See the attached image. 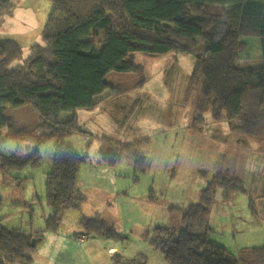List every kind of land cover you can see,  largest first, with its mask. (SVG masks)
Returning <instances> with one entry per match:
<instances>
[{
	"label": "trees",
	"instance_id": "obj_1",
	"mask_svg": "<svg viewBox=\"0 0 264 264\" xmlns=\"http://www.w3.org/2000/svg\"><path fill=\"white\" fill-rule=\"evenodd\" d=\"M47 1L52 10L41 32L42 43L31 47L23 65L10 67L22 50L18 42L0 37V146L8 140L34 144L23 158L0 153V170L12 176V171L38 167V147L56 139L52 169L45 181L51 210L45 221L47 230L56 231L63 212L80 209L84 201L76 176L87 154L63 142L73 134H85L77 110L95 108L94 96L111 88L109 74L140 75L143 69L133 62L135 53L193 52L196 63L188 92L199 88L197 120H203L209 106L213 121L227 120L231 132L264 141V64L248 68L237 63L248 46L247 38L252 37L259 39L264 60V0ZM12 7L11 0H0V22ZM97 46H102L100 51ZM143 80L140 76L132 88ZM124 86L113 89L118 94L130 91ZM24 108L35 113L37 124H15L9 112ZM63 112L71 114L66 121L60 120ZM4 128L6 134H2ZM100 142L99 155L109 166L129 148L107 138ZM244 188L238 178L224 173L213 176L198 201L184 208L182 228L178 232L154 228L149 245L166 264H264V245L243 248L233 256L211 240L214 231L209 217L216 191L223 189L221 199L228 201L232 193H242ZM97 222L100 225H94ZM83 223L87 234L117 236L99 219L83 218ZM41 241L42 237L3 226L0 220V264H32ZM113 264H145V258L119 256Z\"/></svg>",
	"mask_w": 264,
	"mask_h": 264
},
{
	"label": "rangeland",
	"instance_id": "obj_2",
	"mask_svg": "<svg viewBox=\"0 0 264 264\" xmlns=\"http://www.w3.org/2000/svg\"><path fill=\"white\" fill-rule=\"evenodd\" d=\"M11 2V12L2 16L0 22V37L20 44L22 54L10 65L16 67L30 57L34 44L42 43L41 32L52 3ZM258 40L247 38L248 46L238 64L260 66L251 61L259 48ZM101 48L97 46L98 51ZM133 62L142 67L140 75L111 73L107 77L110 85L122 84L130 91L110 96L95 112L77 110L85 134L76 133L63 140L77 153L87 154L76 176L77 191L84 196L80 209L63 212L56 231L46 229L45 221L51 210L46 203L45 181L52 169L56 143L52 139L38 147L41 156L38 167L12 171V176L0 170L2 225L40 233L42 241L36 247L37 252L48 242L59 241L69 262L78 252L75 238H84L81 235L87 231L83 218L99 219L106 230H114L117 236L126 232L132 248L141 249L142 244L151 247L162 264H166L162 255L149 245L154 228L162 226L178 232L184 208L198 201L201 190L213 176L224 173L240 179L245 190L232 193L228 201L221 199L223 189L216 191L209 217V226L215 230L211 240L223 245L233 256L243 248L264 245V141L231 132L227 120L213 121L209 106L203 120H197L199 88L188 92L196 63L193 52L135 53ZM140 76L144 80L132 88ZM9 115L20 126L35 125L38 120L29 108ZM70 116L63 112L60 120L66 121ZM6 132L7 128L2 129V134ZM101 138L129 144L112 166L99 155ZM33 147L28 141L8 140L0 146V153L23 158ZM139 228L148 234V239L143 236L147 244L134 243ZM93 236L102 244L107 240L104 234ZM140 254L148 264V257Z\"/></svg>",
	"mask_w": 264,
	"mask_h": 264
},
{
	"label": "crops",
	"instance_id": "obj_3",
	"mask_svg": "<svg viewBox=\"0 0 264 264\" xmlns=\"http://www.w3.org/2000/svg\"><path fill=\"white\" fill-rule=\"evenodd\" d=\"M258 46L259 48L253 59H251V61L260 66H248V68H257V67H261L264 64V60H262L261 58L262 53L260 48V41L258 43ZM113 87L115 86L111 85V89H113ZM111 89L108 88L104 90L102 93L94 96V101L95 103H97L98 106H96L94 110L89 112L91 113L95 112L98 109V107L102 105V103H104L110 96H117L118 93H115L114 89L113 91H111ZM78 122H79V118H78ZM137 230L139 233L136 236L137 240L134 241V243L138 242L139 244L142 243L147 244L143 240V236L144 239H148V234H145L144 231H142V228H139ZM32 234L40 236V233H32ZM93 235L94 234L82 233L81 236L84 237L82 242L76 241L75 238V241L77 242V248L75 251L78 252L77 254H75V257H70L69 262H66L65 253L60 249V245L58 243L59 241L58 242L51 241L48 242L46 245H44L42 249H40L38 252L36 250L33 256L34 259L32 264H113L114 259L119 256L124 258H132L137 255H141L140 253H143L148 257V264H162L160 256L151 247L142 244L141 249L132 248L131 245L129 244L130 241L128 238V234L126 232H123L122 234L118 233L117 237L104 235L103 238L107 240L103 244L100 241H98L97 236L95 238V236ZM122 239L124 241H122ZM107 241L114 242L115 244L112 245ZM107 244L111 246H106ZM110 251H112V253Z\"/></svg>",
	"mask_w": 264,
	"mask_h": 264
},
{
	"label": "built area",
	"instance_id": "obj_4",
	"mask_svg": "<svg viewBox=\"0 0 264 264\" xmlns=\"http://www.w3.org/2000/svg\"><path fill=\"white\" fill-rule=\"evenodd\" d=\"M76 241L82 242L83 241V238L82 237H76Z\"/></svg>",
	"mask_w": 264,
	"mask_h": 264
}]
</instances>
